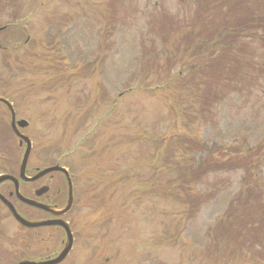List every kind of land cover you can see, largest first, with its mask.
<instances>
[{
  "label": "rangeland",
  "instance_id": "374dc122",
  "mask_svg": "<svg viewBox=\"0 0 264 264\" xmlns=\"http://www.w3.org/2000/svg\"><path fill=\"white\" fill-rule=\"evenodd\" d=\"M263 5L0 0V94L29 122L27 174L58 164L75 182L62 264H264ZM7 123L0 106V173L18 176L25 145ZM50 183L66 192L53 173L22 193ZM64 240L0 203V264L54 257Z\"/></svg>",
  "mask_w": 264,
  "mask_h": 264
},
{
  "label": "water",
  "instance_id": "95a60500",
  "mask_svg": "<svg viewBox=\"0 0 264 264\" xmlns=\"http://www.w3.org/2000/svg\"><path fill=\"white\" fill-rule=\"evenodd\" d=\"M0 48H1V45H0ZM0 101H3L9 107V109L11 110L12 124H13V127L15 129V132L17 133V135L19 137H21L26 142V145H27L25 153L23 155V160H22V163H21V166H20V177H21V179H23L25 181H34V180L38 179L39 177H41V176H43V175H45V174H47V173H49L51 171H61V172L65 173V175H66V177H67V179L69 181V186H70L69 200H68L66 208L59 211V210H56L53 207L40 204V203H38V202H36V201H34L32 199H28V198L24 197L23 195H21V193L19 191V181H18L17 178L13 177L12 175H8V174L1 175L0 176V183L5 181V180L13 181L14 184H15V193H16L17 198L20 201H22V202H24V203H26L28 205L44 209V210L49 211V212H51V213H53L55 215H60V214L66 213L70 209V207L72 205V200H73V197H72V183H71V180H70L68 172L66 171L65 168H62V167L56 165V166L49 167V168H46V169L38 172L33 177H27L26 176L25 170H26V165H27V161H28V158H29V154H30V151H31V141H30V139L27 136L21 134L16 129V126H15V111L13 110V107L11 106V104L7 100H5V99H3L1 97H0ZM19 124L21 126H25L27 123L25 121H20ZM0 199L4 202V204H6V206L9 209V211L11 212L12 216L21 225H23L25 227L35 228V227H40V226H45V225H60L67 232V236H68L67 243L65 245V248L62 250V252L57 257H55L53 259H49V260L39 261V262L30 261V260H23V261H20L18 264H58V263H60L61 261H63L66 258V256L69 254V252L71 251V249L73 247V237H72L71 231H70V229L68 227V224L66 222H64L62 220H49V221H40V222L28 221L25 218H23L17 212V210L15 209L13 204H11L8 200H6L1 194H0Z\"/></svg>",
  "mask_w": 264,
  "mask_h": 264
},
{
  "label": "flooded vegetation",
  "instance_id": "af4514ba",
  "mask_svg": "<svg viewBox=\"0 0 264 264\" xmlns=\"http://www.w3.org/2000/svg\"><path fill=\"white\" fill-rule=\"evenodd\" d=\"M57 193H62L63 196V188H58L56 190ZM39 201L45 203V204H49V205H58V203H55V200L53 199V197L51 196V188L49 187L48 191L43 193L41 196L37 197ZM65 204V203H64ZM63 204V205H64ZM62 205V206H63ZM70 222V221H69ZM74 233V232H73ZM75 234V233H74Z\"/></svg>",
  "mask_w": 264,
  "mask_h": 264
},
{
  "label": "trees",
  "instance_id": "16d2710c",
  "mask_svg": "<svg viewBox=\"0 0 264 264\" xmlns=\"http://www.w3.org/2000/svg\"><path fill=\"white\" fill-rule=\"evenodd\" d=\"M263 8H264V5H263ZM4 144L6 145L7 143L6 142H4ZM4 144H2L1 142H0V149H1V146H5ZM6 147V146H5ZM261 225V224H260Z\"/></svg>",
  "mask_w": 264,
  "mask_h": 264
}]
</instances>
